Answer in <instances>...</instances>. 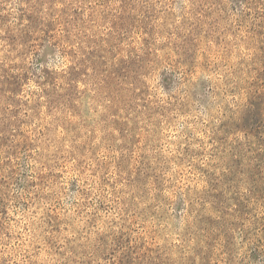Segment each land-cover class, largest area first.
I'll return each instance as SVG.
<instances>
[{"label": "rangeland", "instance_id": "rangeland-1", "mask_svg": "<svg viewBox=\"0 0 264 264\" xmlns=\"http://www.w3.org/2000/svg\"><path fill=\"white\" fill-rule=\"evenodd\" d=\"M0 264H264V0H0Z\"/></svg>", "mask_w": 264, "mask_h": 264}]
</instances>
